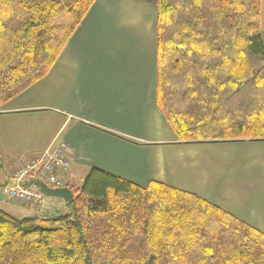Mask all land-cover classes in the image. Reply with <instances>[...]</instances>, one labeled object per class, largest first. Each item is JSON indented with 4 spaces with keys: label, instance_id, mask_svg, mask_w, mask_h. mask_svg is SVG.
Masks as SVG:
<instances>
[{
    "label": "trees",
    "instance_id": "trees-1",
    "mask_svg": "<svg viewBox=\"0 0 264 264\" xmlns=\"http://www.w3.org/2000/svg\"><path fill=\"white\" fill-rule=\"evenodd\" d=\"M96 1L0 0V106L48 74ZM144 1L176 143L264 141L260 0ZM71 192L51 217L0 210V264H264V233L195 195L97 169Z\"/></svg>",
    "mask_w": 264,
    "mask_h": 264
},
{
    "label": "crops",
    "instance_id": "crops-1",
    "mask_svg": "<svg viewBox=\"0 0 264 264\" xmlns=\"http://www.w3.org/2000/svg\"><path fill=\"white\" fill-rule=\"evenodd\" d=\"M260 27L264 43V0ZM156 84V8L97 0L48 74L0 106V188L14 185L21 165L65 144L70 191L97 169L141 188L156 182L195 195L264 233V141L177 144ZM64 206L50 198L34 208L0 195V210L19 220Z\"/></svg>",
    "mask_w": 264,
    "mask_h": 264
},
{
    "label": "built area",
    "instance_id": "built-area-1",
    "mask_svg": "<svg viewBox=\"0 0 264 264\" xmlns=\"http://www.w3.org/2000/svg\"><path fill=\"white\" fill-rule=\"evenodd\" d=\"M66 146L60 144L40 154L36 159L27 161L11 174L13 186L0 188V195L10 201L19 202L34 208L43 205L45 197L33 184L27 183L34 174L41 175L51 188L64 187V175L69 170L65 155Z\"/></svg>",
    "mask_w": 264,
    "mask_h": 264
},
{
    "label": "water",
    "instance_id": "water-1",
    "mask_svg": "<svg viewBox=\"0 0 264 264\" xmlns=\"http://www.w3.org/2000/svg\"><path fill=\"white\" fill-rule=\"evenodd\" d=\"M30 184H33L35 187H37L44 197L60 199L65 204L71 202L74 198L72 192L66 187L54 189L40 181L31 182Z\"/></svg>",
    "mask_w": 264,
    "mask_h": 264
},
{
    "label": "rangeland",
    "instance_id": "rangeland-1",
    "mask_svg": "<svg viewBox=\"0 0 264 264\" xmlns=\"http://www.w3.org/2000/svg\"><path fill=\"white\" fill-rule=\"evenodd\" d=\"M41 181L44 183V184H46L47 186H49L50 187V185L46 182V180L45 179H41ZM82 183L83 182H81L80 184H78L79 185V187H81V185H82ZM45 200H50V198H48V197H45ZM57 210H59V209H57ZM61 210V209H60ZM62 211V210H61ZM59 213H61V212H59Z\"/></svg>",
    "mask_w": 264,
    "mask_h": 264
}]
</instances>
